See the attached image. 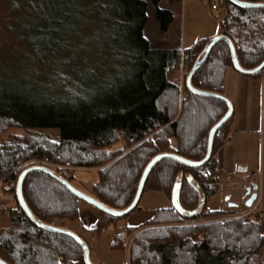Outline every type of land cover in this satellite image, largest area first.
I'll use <instances>...</instances> for the list:
<instances>
[{
  "label": "trees",
  "instance_id": "trees-1",
  "mask_svg": "<svg viewBox=\"0 0 264 264\" xmlns=\"http://www.w3.org/2000/svg\"><path fill=\"white\" fill-rule=\"evenodd\" d=\"M148 4L154 6L159 31L166 33L173 11L161 0H49L45 29L35 37L42 47L35 48L20 37L37 58L52 62L55 75L43 83L31 66V80L0 76V133L9 126L30 131L54 128L58 138L53 141L35 132L28 138L13 135L0 143V185L15 182L16 205L6 212L8 226L0 228V258L8 264H85L83 250L73 239L37 227L18 204L16 183L26 167L23 164L45 157L57 164L96 168L97 182L91 191L78 189L121 210L131 203L141 174L155 155L174 153L194 161L206 155L208 132L228 105L192 94L186 77L212 36L182 49L178 31L172 46L152 47L144 34ZM220 4L218 33L232 41L243 68L256 67L264 59V8H240L227 0ZM90 17L97 21L100 38L98 45L86 47L96 48L95 52L109 59L97 69L90 67L89 57L77 61L70 55L76 35L86 34L75 25ZM231 67L230 47L219 41L193 74L191 84L222 94ZM263 73L264 69L249 76L259 78ZM231 120L216 130L211 156L202 166L192 168L162 158L151 168L143 189L165 192L168 188L170 199L173 185L179 182L184 210L158 208L144 226L214 220L141 231L129 248L128 264H264L261 214L228 217L231 211L207 207V200L219 188L216 153L228 137ZM119 138L124 148L110 150ZM53 171L73 184L65 174ZM154 178L159 184L152 182L150 187ZM22 193L32 214L45 224L65 227V221L80 220L81 200L44 172L27 173ZM96 212L95 222L83 226L92 234L127 216ZM4 213L1 207L0 215ZM223 216L224 220L219 219ZM128 234L115 230L109 249L125 250ZM89 249L91 254L90 245Z\"/></svg>",
  "mask_w": 264,
  "mask_h": 264
},
{
  "label": "rangeland",
  "instance_id": "rangeland-1",
  "mask_svg": "<svg viewBox=\"0 0 264 264\" xmlns=\"http://www.w3.org/2000/svg\"><path fill=\"white\" fill-rule=\"evenodd\" d=\"M88 1L91 2L92 0ZM166 1L167 0H161V3L164 7H168L173 11L172 28L175 29V27H178L179 29L182 49L193 45L199 37H206L204 36L206 33L218 31L217 16L221 9V4L219 5V9L213 10L210 8V0H180L170 5H167ZM48 3L49 0H0V76L16 79L26 77L25 79L31 80L34 74L31 68L32 66L38 70L40 78L44 79L42 81L43 83H47L51 77H54L55 70L52 67V62L42 61L37 58L33 52H31L25 40L20 38L23 36L35 48L42 47L35 37L42 36L41 31L45 29V18L50 15ZM154 11V6L148 4V18L144 27V34L152 47H170L174 42V38L170 39V37L167 38L166 36V39H162L163 33L158 29ZM75 27L76 29L82 28V30H85L86 34L76 35L70 53L71 57L75 58L77 61L81 57H89L91 63L90 67H94V69L107 64L109 59L106 56L99 55L95 52L96 48L89 50L86 47L87 44L91 46L98 45L96 41L100 36L96 19H94V17H90L86 20L83 19L82 22L75 25ZM35 132L53 141L58 138V130L54 128H38L34 131H30L18 126H9L0 133V143L13 135L28 138ZM115 148H124V141L122 138H119L110 150ZM32 162L33 161H29L23 164V166L25 167ZM46 167L65 174L66 177L73 180V184L77 188L85 191L90 192L92 186L97 182L96 168L73 167L49 161ZM152 182H157L159 184L154 178L150 183V187H153ZM14 184L15 182H10L0 185V208L3 207L5 209V213L0 215V228L8 226L9 218L6 212L16 205L13 191ZM229 187L230 189H234V191L236 188H238V190L234 192L233 190H228L227 187L223 189L218 188L216 194L212 195L207 200V207L210 209L223 208L225 211H231L232 215L228 217L245 216L249 213L242 210L247 208L242 199L246 187L243 188L238 182L230 184ZM163 191L165 192L154 190L144 191L134 211L125 218L114 221L113 224L103 228L99 233L92 234L83 228V226L89 227L90 224L95 222L97 213L94 207L83 201H79L80 220L65 221L64 225L67 229L75 232L79 236L81 235L89 243L91 246L90 259L94 264H128L129 248L132 245L133 239L136 235L140 234L141 231L145 229L149 230L154 227L191 225L214 220V218L207 220L184 219L170 224L165 223L163 225L144 226V222L152 217L156 209L171 206L167 194L169 192L168 188H164ZM229 193L232 195L230 201L238 203L242 211L236 209L230 210L226 207L228 204L225 201ZM225 218L226 216H223L219 219L224 220ZM137 226L141 227L135 230H129V228ZM263 227L264 226H262V229ZM122 229L129 232L125 238L126 249L118 251L109 249V243L115 230L118 232Z\"/></svg>",
  "mask_w": 264,
  "mask_h": 264
},
{
  "label": "crops",
  "instance_id": "crops-1",
  "mask_svg": "<svg viewBox=\"0 0 264 264\" xmlns=\"http://www.w3.org/2000/svg\"><path fill=\"white\" fill-rule=\"evenodd\" d=\"M172 23L162 39L166 36L172 39L178 34V27L173 29ZM214 34L218 31H210L204 36ZM222 94L232 103L233 116L228 137L216 153L219 188L227 187L234 191L230 189V184L238 182L244 188L255 183L256 199L251 207L242 210L260 213L261 225L264 226V73L259 78H253L228 68ZM236 190L238 188L234 192ZM231 197L229 193L226 197L229 199L224 200L228 204L226 207L242 211L238 203L230 201Z\"/></svg>",
  "mask_w": 264,
  "mask_h": 264
},
{
  "label": "water",
  "instance_id": "water-1",
  "mask_svg": "<svg viewBox=\"0 0 264 264\" xmlns=\"http://www.w3.org/2000/svg\"><path fill=\"white\" fill-rule=\"evenodd\" d=\"M227 1H229L233 5L240 7V8H264V2H249V1H243V0H227ZM219 41H226L228 43V45L230 47V52H231L232 68L236 72H238L242 75L249 76V75H252V74L264 69V59L260 62V64H258L256 67H254L252 69L243 68L237 59L235 48H234L232 41L229 39V37H227L224 34L218 33L216 35H213L210 38V40L206 43V45L204 46V48L202 50L201 58H199L198 60L195 61V63L192 65V67L190 68V70L187 74V77H186L187 88L194 95L201 96V97H211V98L220 99V100L227 103L228 108H227V111L225 112V114L215 124H213V126L210 128V130L208 132L207 150H206V155L204 156V158H202L201 160H198V161H194V160L184 158V157L177 155V154H174V153H159V154L155 155L153 158H151V160L145 166V168L141 174L136 193H135L131 203L129 204V206H127L126 208L121 209V210L113 209V208H110V207L103 205L101 202H99L95 198L89 196L88 194H86L83 191L76 188L69 180L59 176L55 171H53L52 169H50L46 166H42L39 164H32V165L26 166L25 168H23L21 170V172L19 173L18 179H17L16 198H17L18 204L20 205L22 210L26 213V215L30 218V220L39 228H42V229L50 231V232L61 233V234H64V235L70 237L71 239H73L83 250V256H84L85 264H94L90 259L89 245L78 234H76L75 232H73V231H71L65 227L45 224V223L39 221L32 214V212L30 211L29 207L27 206V204L24 200L23 193H22V181H23L24 176L27 173H29L31 171L44 172L45 174L51 176L52 178H54L55 180L60 182L62 185H64L74 196H76L81 201L92 205L97 210H99L105 214H108L110 216L123 217V216L130 214L137 207L138 202H139L141 195L143 193L144 185H145L146 179L149 175V172H150L151 168L153 167V165L156 164L160 159H162V158H173V159H176V160L180 161L181 163L185 164L186 166H189L192 168L202 166L211 156V152H212V148H213V141H214V136H215L216 130L221 125H223L229 118H231L233 115V105L225 95L220 94V93H216V92H211L208 90L197 89V88L193 87V85L191 84V78H192L193 74L198 69V67L206 61L211 49ZM179 186H180L179 182H175V184L173 185V188L171 191V196H170V204H171L172 208L177 210L179 213H182L184 210H183V208L180 204V201H179V195H180ZM256 187H257L256 184L252 183L250 186H247V188L245 190V194L243 196L245 198L244 204L248 208L253 205V203L256 199V196H257ZM228 199L229 198H226V200H228ZM0 261H2L3 264H8L7 262H5L1 258H0Z\"/></svg>",
  "mask_w": 264,
  "mask_h": 264
},
{
  "label": "built area",
  "instance_id": "built-area-1",
  "mask_svg": "<svg viewBox=\"0 0 264 264\" xmlns=\"http://www.w3.org/2000/svg\"><path fill=\"white\" fill-rule=\"evenodd\" d=\"M221 1L222 0H210V8L213 9V10L214 9H219V5H220ZM32 164H39V165H42V166H47L48 165V159L44 157L41 160L33 161L31 163V165Z\"/></svg>",
  "mask_w": 264,
  "mask_h": 264
},
{
  "label": "flooded vegetation",
  "instance_id": "flooded-vegetation-1",
  "mask_svg": "<svg viewBox=\"0 0 264 264\" xmlns=\"http://www.w3.org/2000/svg\"><path fill=\"white\" fill-rule=\"evenodd\" d=\"M251 184H252V183H251ZM251 184H250V185H251ZM250 185H248V186H250ZM246 188H247V187H246ZM246 188H245V190H246ZM244 194H245V192H244ZM243 196H244V195H243ZM242 199H243V203H244L245 198L243 197Z\"/></svg>",
  "mask_w": 264,
  "mask_h": 264
},
{
  "label": "snow or ice",
  "instance_id": "snow-or-ice-1",
  "mask_svg": "<svg viewBox=\"0 0 264 264\" xmlns=\"http://www.w3.org/2000/svg\"><path fill=\"white\" fill-rule=\"evenodd\" d=\"M261 235H264V234H261ZM0 264H3V262H2V261H0Z\"/></svg>",
  "mask_w": 264,
  "mask_h": 264
}]
</instances>
